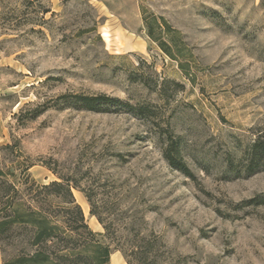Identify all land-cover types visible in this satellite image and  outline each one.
I'll return each instance as SVG.
<instances>
[{
    "label": "rangeland",
    "instance_id": "rangeland-1",
    "mask_svg": "<svg viewBox=\"0 0 264 264\" xmlns=\"http://www.w3.org/2000/svg\"><path fill=\"white\" fill-rule=\"evenodd\" d=\"M0 2V147L19 142L40 183L60 174L79 184L122 240L154 234L191 264H264V205L246 203L264 193V167L240 173L264 132V0ZM142 7L180 31L184 55L149 40ZM72 93L154 113L58 99ZM162 128L180 138L194 178L164 158ZM73 192L111 243L84 193ZM18 247L0 242V264Z\"/></svg>",
    "mask_w": 264,
    "mask_h": 264
},
{
    "label": "trees",
    "instance_id": "trees-1",
    "mask_svg": "<svg viewBox=\"0 0 264 264\" xmlns=\"http://www.w3.org/2000/svg\"><path fill=\"white\" fill-rule=\"evenodd\" d=\"M33 4L37 0H26ZM0 6L3 5L0 2ZM41 13L50 9L38 4ZM142 20L150 41L155 42L169 56L184 55L185 42L178 29L161 15L147 13L141 8ZM68 105L79 109L102 111L104 107L117 106L140 117H149L154 112L144 104L133 105L119 97L105 93L63 94L58 99H67ZM43 108L34 110L33 117ZM166 133L163 156L170 166L194 178L183 158L180 138L169 128ZM10 156L8 162L0 161V242H18L16 253L3 264H112L114 251H120L127 264H191L193 256L174 254L162 239L154 234L122 240L111 230L93 206L91 195L76 182L57 174L58 180L38 182L31 174L33 166L24 157L20 143L11 142L0 147ZM240 173L254 174L264 167V132L247 147L241 160ZM73 188L84 193L91 204L90 213L103 225L106 236L114 243H104L101 233L88 224L82 206L77 202ZM255 206L264 205V193L246 201ZM137 236V235H136ZM164 248L163 251H161Z\"/></svg>",
    "mask_w": 264,
    "mask_h": 264
},
{
    "label": "bare ground",
    "instance_id": "bare-ground-1",
    "mask_svg": "<svg viewBox=\"0 0 264 264\" xmlns=\"http://www.w3.org/2000/svg\"><path fill=\"white\" fill-rule=\"evenodd\" d=\"M112 264H126L118 253H113L111 256Z\"/></svg>",
    "mask_w": 264,
    "mask_h": 264
}]
</instances>
